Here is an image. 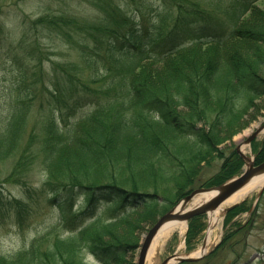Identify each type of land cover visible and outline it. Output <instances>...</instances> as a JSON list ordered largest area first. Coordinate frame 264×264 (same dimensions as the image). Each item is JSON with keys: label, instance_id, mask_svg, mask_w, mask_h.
Wrapping results in <instances>:
<instances>
[{"label": "trees", "instance_id": "trees-1", "mask_svg": "<svg viewBox=\"0 0 264 264\" xmlns=\"http://www.w3.org/2000/svg\"><path fill=\"white\" fill-rule=\"evenodd\" d=\"M162 1L176 8L167 29L166 17L159 15L149 27L117 0H89L100 13L93 21L65 10L23 21L20 48L37 61L38 70L31 81L24 79L25 94L14 96L0 113V162L12 160L8 179L24 187V198L6 197L0 189V216L23 217L22 210L34 202L26 177L41 162L40 193L75 218L69 236L43 251L32 245L12 258L0 256V264H135L141 234L159 216L196 187L221 185L241 172L244 161L233 137L264 108L258 103L264 98V6L247 2L234 25L224 28L194 0ZM6 31L0 21V40ZM32 31L56 33L79 59L52 62L49 83L37 81L44 57L37 39L28 36ZM204 31L211 39L196 36L183 46L186 36ZM150 48L163 57L140 64ZM99 82L105 96L115 92L114 100L96 101L89 84ZM45 92L42 108L54 112L31 123L30 102ZM91 103L65 140L55 112L61 117L64 110ZM215 158L222 160L219 171L197 186L202 163ZM263 161L264 140L255 158L257 164ZM249 209L246 201L238 205L226 223ZM202 218L190 221L188 246L204 230Z\"/></svg>", "mask_w": 264, "mask_h": 264}, {"label": "rangeland", "instance_id": "rangeland-1", "mask_svg": "<svg viewBox=\"0 0 264 264\" xmlns=\"http://www.w3.org/2000/svg\"><path fill=\"white\" fill-rule=\"evenodd\" d=\"M67 1V0H66ZM121 7L128 10L130 14L137 13L139 19L148 24L149 27L157 22L160 15L161 18L166 17V24L163 23L165 29L171 27V22L176 17V8L166 5L162 0H117ZM202 5L203 8L210 11L213 15L215 23L222 27H232L237 21L240 11L247 2L257 1L256 4L264 6V0H194ZM65 10L69 14L80 17L81 20H95L99 16V10L93 6L89 0H68L66 5L58 0H0V21L7 24V31L2 40H0V113L5 112L9 107L10 100L14 96L24 95L26 85L24 79L29 78L31 74L38 70L36 60L31 56L26 55V51L20 48L22 41V24L27 18L29 19L38 16L46 11ZM30 40L39 42L42 49L43 65L42 75L35 78L37 81H45L51 75L52 62L67 63L79 59L78 52L71 49L68 45L56 35V33H40L32 31L28 35ZM202 36L203 40L211 39L213 35L210 33L199 32L194 36H186L185 45L191 44L195 37ZM162 51L156 48H150L143 53L140 64L148 63L151 60L162 58ZM144 57V58H143ZM149 57V58H148ZM131 61V58L129 59ZM135 60V59H134ZM133 61V60H132ZM131 61V62H132ZM86 73L88 70L86 69ZM92 91H96L95 97L98 103H108L115 99V92L110 91L105 96L102 93L103 83L89 84ZM40 86V84L38 85ZM46 95H35L36 98L31 100L32 115L31 123L37 120H44L47 116H51L54 112L53 108H42V104H46ZM264 104V98L258 102ZM92 104L82 106L80 110L69 112L64 110L63 114L58 111L55 115L59 119V126L62 130V135L65 140L73 137L78 129L79 117L81 114H87L93 107ZM81 112V114H80ZM264 124V108L259 112L254 120L243 129L238 135L234 136L233 141L238 147L245 144V153L254 159L256 149L264 138V134H259L254 145L246 144V139L256 130L258 125ZM256 147V149H255ZM12 160L0 162V189L4 191L6 197L24 198V187L13 182H10L8 177L13 168ZM222 160L215 158L210 164L202 163V170L197 177V186L214 176L220 169ZM246 166L244 167V169ZM44 177V167L41 162L36 163L28 173L26 180L29 188H32L34 193V202L28 203V207L22 210L23 217L17 218L15 214L0 216V256L4 258H12L20 251H23L30 246H36L41 251L45 250L58 237H67L73 231L71 221L75 218L73 214L65 215L63 211L55 205H50L47 197L40 193V186ZM199 188V187H196ZM261 189L253 193L248 198L240 201L247 202L250 207L248 212H243L237 215L233 221L226 223L223 212L220 227L215 230V236L218 237L212 242L208 251L210 253L200 263L194 264H245L255 254H261L259 259L249 264H264V192L260 197ZM260 197V200L258 201ZM26 202V201H25ZM258 203V204H257ZM230 206V205H228ZM227 206V207H228ZM103 206H101L99 213ZM27 209V211H26ZM110 212L103 215L102 221L108 223L110 221ZM20 219V220H19ZM88 222V221H87ZM202 223L205 224L204 230L194 240L190 246L187 245L186 233L181 236L178 232H173L164 243L161 249L154 255L152 264H160L169 256L178 254L181 256L191 255L202 247L206 239L208 231V216H203ZM226 223V224H225ZM189 224V222H188ZM151 226L141 234V239ZM234 232V235L227 243L217 251L222 238ZM141 243V242H140ZM86 253V254H85ZM84 255L90 262H96L90 254L85 252ZM138 253V252H137ZM136 253V254H137ZM211 254V255H210ZM210 255V256H209ZM135 262V260H134Z\"/></svg>", "mask_w": 264, "mask_h": 264}, {"label": "bare ground", "instance_id": "bare-ground-1", "mask_svg": "<svg viewBox=\"0 0 264 264\" xmlns=\"http://www.w3.org/2000/svg\"><path fill=\"white\" fill-rule=\"evenodd\" d=\"M263 124L258 125L257 128L262 127ZM264 134V128L261 129ZM242 151L245 153L244 147H242ZM246 154V153H245ZM247 155V154H246ZM247 167L250 166L251 159L247 158ZM264 186V171H261L254 175L243 187H241L238 191L232 194L228 199H226L219 207L212 209L208 212V231L206 233L207 239V247L205 249H198L196 252L192 253L191 256H199L208 250L209 245L214 242L218 237L215 236V230L220 227L221 220L223 217L224 209L228 205L234 204L236 202H240L253 193L257 192ZM218 191L213 190L206 193H200L193 196L192 200L186 202L183 200L176 208L175 213H184L188 210H191L195 207H198L211 199ZM221 228V227H220ZM188 229V223L186 221L180 219H172L167 221L163 227L158 232L155 237L152 246L149 250L147 256L146 264H152V260L154 259V255L161 249L162 243L173 233L178 232L181 236H183ZM177 262V258L171 260L169 264H175Z\"/></svg>", "mask_w": 264, "mask_h": 264}, {"label": "water", "instance_id": "water-1", "mask_svg": "<svg viewBox=\"0 0 264 264\" xmlns=\"http://www.w3.org/2000/svg\"><path fill=\"white\" fill-rule=\"evenodd\" d=\"M260 129H257L254 131L246 140L247 144H251V142L257 137L259 134ZM238 152L241 154L242 158L244 161L247 160V156L243 154V152L240 150L238 147ZM264 171V162H262L259 165H255V162L251 160L250 166L238 177L233 178L232 180L224 183L223 185H220L218 187H213V188H202V189H197L193 191L190 195H188L185 198L186 202H189L194 195L200 194V193H206L209 191L217 190L218 192L211 197L209 201L206 203L195 207L191 210H188L184 213H175V209L172 211L164 214L158 221L157 223L148 231V233L145 235L144 240L142 241L141 248L139 250L138 256H137V261L136 264H146L147 256L149 253V250L152 246V243L157 236L158 232L160 229L163 227V225L172 219H180V220H185L189 221L192 218L206 214L210 210L215 209L219 207L226 199H228L232 194H234L236 191H238L241 187H243L254 175L257 173ZM264 189V188H263ZM237 205V204H235ZM235 205H233L230 208H227L225 212H229ZM206 246V241L204 242L203 247L205 248ZM176 255H173L171 257H168L165 259L162 263L160 264H169V262L173 259L176 258ZM202 258V256L198 258H193V257H178L179 262H192L196 261L198 259Z\"/></svg>", "mask_w": 264, "mask_h": 264}]
</instances>
